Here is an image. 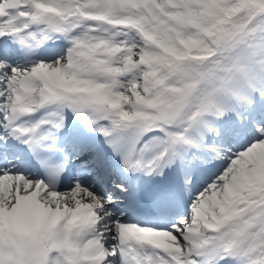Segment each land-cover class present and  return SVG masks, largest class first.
<instances>
[{
	"label": "snow or ice",
	"instance_id": "6c2138e0",
	"mask_svg": "<svg viewBox=\"0 0 264 264\" xmlns=\"http://www.w3.org/2000/svg\"><path fill=\"white\" fill-rule=\"evenodd\" d=\"M0 264H264V0H0Z\"/></svg>",
	"mask_w": 264,
	"mask_h": 264
}]
</instances>
